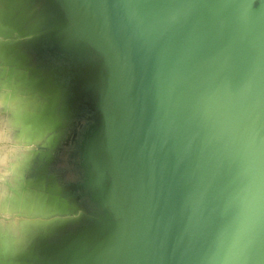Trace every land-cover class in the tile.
I'll use <instances>...</instances> for the list:
<instances>
[{"label":"water","instance_id":"1","mask_svg":"<svg viewBox=\"0 0 264 264\" xmlns=\"http://www.w3.org/2000/svg\"><path fill=\"white\" fill-rule=\"evenodd\" d=\"M57 2L68 37L101 56L97 129L101 69L122 104L124 164L142 176L144 231L121 264H261L264 0ZM76 21L104 53L69 34Z\"/></svg>","mask_w":264,"mask_h":264},{"label":"rangeland","instance_id":"2","mask_svg":"<svg viewBox=\"0 0 264 264\" xmlns=\"http://www.w3.org/2000/svg\"><path fill=\"white\" fill-rule=\"evenodd\" d=\"M69 26L57 0H0V264H71L116 222L87 150L101 56Z\"/></svg>","mask_w":264,"mask_h":264},{"label":"bare ground","instance_id":"3","mask_svg":"<svg viewBox=\"0 0 264 264\" xmlns=\"http://www.w3.org/2000/svg\"><path fill=\"white\" fill-rule=\"evenodd\" d=\"M66 12L68 17L75 14L69 9ZM69 34L77 37L83 35L98 46L103 53L105 52L85 31L81 21H76ZM99 74L98 86L103 98L105 116L99 129L91 137L89 145L91 161L96 168L93 182L103 190L104 170L107 168L111 173L110 187L104 195L98 194V196L101 197L102 204L107 206L119 221L82 257H79L80 251L73 249L71 253L69 252L73 259L71 264H121L124 251L136 240L138 233L144 231L140 226L143 219L141 211L143 204L139 194L143 185L142 176L135 164L131 162L129 165L124 164L125 159L117 145L115 126L121 122L122 104L112 85L103 82L101 69H99ZM99 234L100 231H97L93 237H98ZM261 264H264V261Z\"/></svg>","mask_w":264,"mask_h":264}]
</instances>
